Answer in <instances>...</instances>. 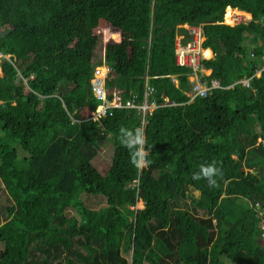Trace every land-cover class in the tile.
I'll return each instance as SVG.
<instances>
[{
    "label": "trees",
    "instance_id": "obj_1",
    "mask_svg": "<svg viewBox=\"0 0 264 264\" xmlns=\"http://www.w3.org/2000/svg\"><path fill=\"white\" fill-rule=\"evenodd\" d=\"M227 8L251 18L225 25ZM101 17L121 38L104 50ZM184 25L220 87L191 102ZM0 55V264H264V0H0ZM103 65L108 100L152 90L143 127L134 110L93 120Z\"/></svg>",
    "mask_w": 264,
    "mask_h": 264
},
{
    "label": "built area",
    "instance_id": "obj_2",
    "mask_svg": "<svg viewBox=\"0 0 264 264\" xmlns=\"http://www.w3.org/2000/svg\"><path fill=\"white\" fill-rule=\"evenodd\" d=\"M187 31L189 41L181 42L184 36L178 35L175 40V62L178 67L188 68L192 71L193 77H197V74L203 73L204 70L201 68V61L205 60L204 50L202 48L203 32L201 26L189 27L184 25L181 27ZM120 41V39H119ZM264 70V66H263ZM107 69H104V72H101V68H96L94 71V79L92 80L93 92L98 100L102 102L101 106L98 107L95 114L93 115V120H99L104 118L107 114L110 115V111L119 110V111H136L140 117L141 127L145 125L146 117L152 114V112L157 108L154 102L148 101L147 97L152 93L151 89L146 87L143 101L138 103L136 101V96L130 95L126 100L121 99L117 95H112L111 100L106 98L105 92L103 90V78L104 73ZM203 75V74H202ZM101 76L100 78H98ZM242 86L249 87V80L244 79L240 81ZM203 85V86H202ZM220 88L216 81H211L210 85H205L200 82V79L192 82V87L187 96L190 98V102L193 101L196 97L204 98L208 92L213 89ZM167 103V100H165ZM264 144V143H263Z\"/></svg>",
    "mask_w": 264,
    "mask_h": 264
},
{
    "label": "rangeland",
    "instance_id": "obj_3",
    "mask_svg": "<svg viewBox=\"0 0 264 264\" xmlns=\"http://www.w3.org/2000/svg\"><path fill=\"white\" fill-rule=\"evenodd\" d=\"M241 12V11H240ZM250 20V17L246 19L245 16H242L240 14H231V17L229 18H226V14H224V19H223V23L225 25H229V26H234L236 24H239V23H246ZM227 21H231L229 24ZM184 27V26H183ZM97 33L101 35V38H100V43H101V46H102V50L105 49L106 45L110 42H114V43H119V39L120 38V35L117 34L115 31H111L106 23L103 21V18L101 17L99 19V24H98V27L96 29ZM113 36H117V37H113ZM201 40H202V43L204 41V37H201ZM182 43L184 42V38L182 39L181 41ZM201 43V44H202ZM247 46L248 48L251 47V45L249 43H247ZM101 50V48H100ZM206 51V50H205ZM100 51H98V55H99ZM210 53V52H209ZM212 53V52H211ZM211 55V54H210ZM205 57V56H204ZM8 58V56H7ZM213 58V55L209 56L207 59H211ZM206 59V57H205ZM25 63L27 62L26 61V58L23 59L20 63ZM104 65L101 67V72L103 73L104 72ZM203 75L207 76L210 74V71H206L204 73H202ZM201 73L197 74V77H193L192 78H189V81L190 83H192L193 81H197L201 78ZM259 74H257L258 76ZM0 76H1V71H0ZM101 76H99L98 78H100ZM201 80V79H200ZM205 84V83H204ZM203 86V85H202ZM140 145V144H139ZM141 146V145H140ZM145 153V152H144ZM111 155H112V146H111V143H108L106 144L102 149L101 151L99 152L98 156L95 157L93 160H92V165L93 167H95L97 169V171L101 174V175H104L110 165V160H111ZM143 167V164L141 163L140 164V168ZM236 191V190H235ZM235 195H237L238 193L237 192H234ZM240 194V193H239ZM195 195H198V193H195ZM136 209H141L143 208V205L141 202H138L135 206ZM260 213V212H259ZM213 251V250H211Z\"/></svg>",
    "mask_w": 264,
    "mask_h": 264
},
{
    "label": "clouds",
    "instance_id": "obj_4",
    "mask_svg": "<svg viewBox=\"0 0 264 264\" xmlns=\"http://www.w3.org/2000/svg\"><path fill=\"white\" fill-rule=\"evenodd\" d=\"M120 140H121V143L123 145H125V146H131V143H132L133 140L136 143L140 144V145L143 144V138H142L141 135L138 134L137 136L133 137L132 133L129 132L127 129H121L120 130ZM144 155H146V153H144L141 148L135 149L134 159H133L132 163L135 164V165H137V166H139V164L141 163V160L143 159V156ZM136 156H139V159L135 158ZM201 173H202V175H203L204 178H207L208 179V183L210 185H212V184L215 183V181H214V179H212V177L217 173V169L214 166H212V165H209L207 167L202 166ZM201 173L194 174L193 177H192V179L193 180H199V179H201L202 178L201 177Z\"/></svg>",
    "mask_w": 264,
    "mask_h": 264
},
{
    "label": "bare ground",
    "instance_id": "obj_5",
    "mask_svg": "<svg viewBox=\"0 0 264 264\" xmlns=\"http://www.w3.org/2000/svg\"><path fill=\"white\" fill-rule=\"evenodd\" d=\"M225 14H226V18H229L231 17V14H240L242 16H245L246 19L250 17L249 14L247 13H244V12H240L236 9H231V8H227L226 11H225ZM229 24H231L230 22L231 21H227ZM210 51L207 49L206 51H204V56L206 57V59L210 56Z\"/></svg>",
    "mask_w": 264,
    "mask_h": 264
},
{
    "label": "crops",
    "instance_id": "obj_6",
    "mask_svg": "<svg viewBox=\"0 0 264 264\" xmlns=\"http://www.w3.org/2000/svg\"><path fill=\"white\" fill-rule=\"evenodd\" d=\"M209 50V49H208ZM205 51V50H204ZM210 51V50H209ZM210 54L212 55V53H211V51H210ZM210 55V56H211ZM205 71H203V73H204ZM206 73H207V71H206ZM210 75V74H209ZM209 75H207V76H209ZM205 76V75H204ZM141 164V163H140ZM140 164H139V167H140ZM142 203V202H141ZM142 205H143V203H142ZM136 209V208H135ZM141 209H143V208H141ZM257 209H259V207L257 206ZM263 235H264V232L262 233Z\"/></svg>",
    "mask_w": 264,
    "mask_h": 264
},
{
    "label": "water",
    "instance_id": "obj_7",
    "mask_svg": "<svg viewBox=\"0 0 264 264\" xmlns=\"http://www.w3.org/2000/svg\"><path fill=\"white\" fill-rule=\"evenodd\" d=\"M0 57H2V56L0 55ZM2 62H3V61L0 60V63H2Z\"/></svg>",
    "mask_w": 264,
    "mask_h": 264
}]
</instances>
